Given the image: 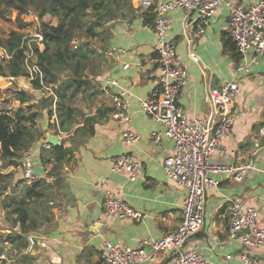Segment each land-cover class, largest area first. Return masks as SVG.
<instances>
[{
  "label": "crops",
  "instance_id": "0c3cea01",
  "mask_svg": "<svg viewBox=\"0 0 264 264\" xmlns=\"http://www.w3.org/2000/svg\"><path fill=\"white\" fill-rule=\"evenodd\" d=\"M140 1L133 0V9L125 17L106 26L111 32L107 62L102 65L100 79H96L102 92L105 86L109 94L128 92L127 119H116L113 113L105 116L96 124L94 135L86 137L83 143L80 134L72 139L73 133L56 135L49 127L48 109L41 110L38 106L41 98L51 95L35 90L28 78H9L17 80L19 92H25L31 99L23 107L29 105L32 111H41L38 128L45 132L46 138L58 136L59 146L72 148L74 155L72 161L64 164L63 186L55 187L49 203L36 205H41L40 209L47 206L46 214L39 215L36 230L23 235L15 222L16 216L0 203V264H99L107 241L120 247H138L146 239L163 238L182 224L187 190L170 180L163 169L174 143L165 135L159 142L152 139L153 133L163 134L164 127L141 107V101L150 99L159 88V68L152 61L156 36L154 24H149L150 17L155 22V16L153 10L142 9ZM257 1L232 0L234 6L244 9ZM230 18L231 10L220 6L206 32L197 37V13L179 9L168 14L167 38L176 43L188 71L180 105L190 118L213 120L215 92L231 81L237 82L235 121L223 140L224 153L213 155L211 162L250 167L241 182L226 174L211 175L216 184L205 191L203 228L185 242L184 249L198 251L208 264H244L243 255L250 257L252 264H264V249L246 250L240 236L230 230L229 209L233 201L255 208L260 215L259 227L264 228V56L254 63V51L244 58L238 50L226 49L225 41L231 39ZM101 105L113 109L104 92L88 105L87 115L94 116ZM7 112L12 111L4 113ZM125 132L136 134L139 140L133 145L125 144L122 137ZM45 143L46 140H41L31 150L35 162L42 167L41 155L52 157L49 151L54 147ZM124 154L141 163L136 181H131L127 174L113 172L115 160ZM44 168L45 174L36 178L46 177L49 168ZM3 174L9 176L10 182L3 200L9 196L23 198L30 183L23 179L21 164L3 163ZM47 181L54 180L47 178ZM108 191L121 195L143 214V219L140 222L107 219L103 205ZM96 215L105 224L99 234L93 233L89 224ZM29 237H34L37 243L31 254L27 252ZM174 258L175 254L165 253L154 263L142 264H174Z\"/></svg>",
  "mask_w": 264,
  "mask_h": 264
},
{
  "label": "built area",
  "instance_id": "2783aa9c",
  "mask_svg": "<svg viewBox=\"0 0 264 264\" xmlns=\"http://www.w3.org/2000/svg\"><path fill=\"white\" fill-rule=\"evenodd\" d=\"M225 6L231 10L229 34L242 57L254 51V63L264 56V0H258L248 8L234 6L232 0H141L140 7L153 10L155 16L154 32L156 36L153 62L159 68V88L148 100L141 101L143 111L153 117L164 127L162 133H153L156 142L165 135L173 141V152L164 162V172L170 180L187 190L183 208V220L180 227L159 240L146 239L138 247H120L107 241L105 252L99 264H142L154 263L161 254H175L174 264H208L207 260L195 250L184 249L185 242L197 235L204 225L206 206V188L216 184L212 174H226L236 181H243L249 166L237 168L221 166L211 162L213 155L224 153L223 140L231 132L235 121L234 103L239 91L235 81L227 83L215 92L213 105L216 118L213 120L193 119L188 117L180 105L179 97L188 82V71L177 52L174 41L167 38L168 14L174 10L197 13L195 35L202 36L210 26L217 9ZM36 38H40L39 34ZM0 57L8 61L11 56L0 48ZM193 59L197 60L195 55ZM32 55H29V59ZM29 80L37 79V66L29 67ZM100 79V77H99ZM114 109L116 119H127L129 95L127 91L109 94L107 86L103 89ZM45 95H53L50 88L41 89ZM123 141L133 145L139 137L132 132H125ZM45 146H48L45 143ZM23 179L30 183L37 176L34 174L35 159L30 151L23 155L21 161ZM141 170V163L130 154L118 157L113 164L114 173L127 174L131 181H136ZM230 230L238 234L246 250L264 249V228L259 227V212L247 207L241 201L230 205ZM103 214L107 219L133 220L140 222L143 214L134 210L121 195L108 191L106 193ZM36 239L28 238L27 252L33 253ZM244 264H252L247 255L241 256Z\"/></svg>",
  "mask_w": 264,
  "mask_h": 264
},
{
  "label": "trees",
  "instance_id": "16d2710c",
  "mask_svg": "<svg viewBox=\"0 0 264 264\" xmlns=\"http://www.w3.org/2000/svg\"><path fill=\"white\" fill-rule=\"evenodd\" d=\"M133 0H0V17L7 13L20 18L30 12L41 20L40 38L31 42L24 40L19 31H13L6 39H0V48L11 56L8 61L0 57V74L8 78H29V67L37 66L39 74L32 81L35 90L50 88L53 95L39 101V109H48L50 129L56 135L71 134L72 139L80 134L81 143L94 135L95 126L113 109L101 105L94 116L86 113L101 91L96 79L107 62L106 51L111 32L106 26L126 16L133 9ZM45 17L57 19V25L44 22ZM154 18L150 17V23ZM226 49L237 52L229 38ZM29 55L32 58L29 59ZM239 57V54H235ZM17 100L21 106L12 112L0 114V162L19 166L23 155L30 152L35 143L47 140L45 132L38 128L40 110L32 111L28 95L21 91ZM84 101V102H83ZM79 103V104H78ZM86 103L83 107L82 104ZM54 108V109H53ZM47 158L41 155V163L49 171L44 178H36L27 185L23 198L9 196L3 200L10 182L9 176L0 172V203L20 225L23 235H28L39 226V215H45L53 199L56 186L62 187L64 164L73 160V149L64 145L53 147ZM47 178L54 181L49 183ZM35 204V205H34ZM42 213V214H41ZM46 217V216H45ZM49 219V218H46ZM22 240V236H19Z\"/></svg>",
  "mask_w": 264,
  "mask_h": 264
},
{
  "label": "rangeland",
  "instance_id": "374dc122",
  "mask_svg": "<svg viewBox=\"0 0 264 264\" xmlns=\"http://www.w3.org/2000/svg\"><path fill=\"white\" fill-rule=\"evenodd\" d=\"M43 21L52 25L57 24V19L51 17H45ZM40 26L41 20L33 12L22 16L20 22L15 19L13 14L7 13L5 19L0 17V39H6L13 31H19L23 34L24 40L31 42L39 34ZM19 90L17 80H11L0 74V113L15 111L20 107V102L17 100ZM82 106L85 107L86 103ZM0 172L3 174L2 162H0Z\"/></svg>",
  "mask_w": 264,
  "mask_h": 264
},
{
  "label": "water",
  "instance_id": "95a60500",
  "mask_svg": "<svg viewBox=\"0 0 264 264\" xmlns=\"http://www.w3.org/2000/svg\"><path fill=\"white\" fill-rule=\"evenodd\" d=\"M46 141H47L48 145H51V146H54V147H58L59 144H60V139L56 135H48ZM45 171L46 170H45L44 167L40 166L38 162H35V167H34L35 176L41 177V176H43L45 174ZM99 220H100V217L98 215H96L89 222L90 229L95 234H99L105 228V224L104 223H100Z\"/></svg>",
  "mask_w": 264,
  "mask_h": 264
}]
</instances>
